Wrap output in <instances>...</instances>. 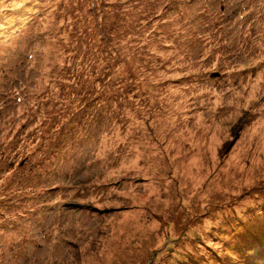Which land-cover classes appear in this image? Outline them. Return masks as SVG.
<instances>
[{
	"label": "rangeland",
	"instance_id": "1",
	"mask_svg": "<svg viewBox=\"0 0 264 264\" xmlns=\"http://www.w3.org/2000/svg\"><path fill=\"white\" fill-rule=\"evenodd\" d=\"M132 1L0 0V264H264V0ZM102 23L138 98L93 74Z\"/></svg>",
	"mask_w": 264,
	"mask_h": 264
},
{
	"label": "trees",
	"instance_id": "2",
	"mask_svg": "<svg viewBox=\"0 0 264 264\" xmlns=\"http://www.w3.org/2000/svg\"><path fill=\"white\" fill-rule=\"evenodd\" d=\"M122 1H126V0H122ZM141 0H133L132 2L136 5L135 7H133L134 9H138L137 6L139 7V5H141ZM207 2H209V0H204ZM217 1V0H215ZM220 3L219 4V10L221 9V7L224 6V0H219ZM164 2V6L165 8H171L173 9L172 6L176 5V2H172V5L169 6L167 4V2L165 0H163ZM184 3V2H183ZM195 3H199V2H195ZM153 6V2L151 1L150 3ZM149 4V7H152ZM186 4V2H185ZM209 7H204V8H208L205 12V14L203 16H200V22H201V28L202 29H206V27H208V25L210 24L209 22H207V20L209 18L212 17L213 14V10L211 8H213V6H215V4H209ZM179 11V15L180 18L178 20V23H184L185 26L187 27V29H190L193 26V21H189L190 20V13L188 14H183V12L181 13L180 10ZM107 21L106 25H109L110 27L112 26V22L109 21V19H104V21ZM153 20V19H151ZM149 20V21H151ZM187 21V22H186ZM219 23L218 21L215 22V24ZM105 25V26H106ZM210 26V25H209ZM217 26H221V24H218ZM120 27V26H118ZM223 28V27H222ZM100 31H102L106 37L108 38V40L110 41H114V45L110 50H106L103 49L101 51H97L99 54H101V58L99 56H97L98 54L95 52V47L99 46L98 44V39L96 38L94 40V43L91 47L90 50L93 51V54H95L96 56V61L98 63V65L100 66L98 73L93 69V74L97 75V79L98 81L101 80V85H108V84H113V86H115L116 89V93H118L117 95V99L118 101H120V99H125L126 96L129 93H133L132 96L133 97H139L140 95L135 94L134 92H131L133 89L137 90L138 87H135V84L138 85L140 78H142V80H145L147 77H144L146 73H148L149 70V58L145 55L147 53L146 50H140L137 46H133V43L135 44V41H131L129 43H124L122 45V43L124 41L128 42L126 39H124L121 36V33L116 32L115 35H113L112 32L108 33V31L104 28L103 23L102 26L100 28ZM103 34V35H104ZM126 34H131V32H128ZM100 42L105 43L104 40L100 37ZM142 42V41H141ZM141 42H138V44H140ZM128 44H131V46H128ZM102 47H100L99 49H101ZM137 56L139 57V59H136ZM140 59L142 60V63L140 62ZM144 77V78H143ZM132 85V86H131ZM122 96V97H121ZM118 105V104H117ZM117 122V121H116ZM41 138H44L45 136L42 134L40 136ZM10 144V143H9ZM8 145H6L7 147ZM41 153H46L45 158L41 159V156L35 160V162L33 161V163L30 164L29 166V171L31 172V185L33 186H37L38 182V178L40 175L45 174V176L49 177V174L46 172L47 168L50 166L49 163L53 161L58 163L59 161H56V158H59L57 154H55V151L52 150L50 151L48 149V147L45 145H41ZM2 156H5V160L8 166H12L13 162L11 160V155L7 154L4 155L2 154ZM25 162L23 161L21 164L23 165ZM24 182V181H23ZM38 182V183H37ZM41 184H45V182H42ZM26 185V183L24 182V186ZM259 187L264 188V182L261 184H259ZM26 187H24L23 189H25ZM28 198H33V197H29V195L27 194ZM35 198V197H34ZM2 204H4V202L2 201ZM0 218H2L3 220L6 219V215H4V213H0ZM2 227V226H1ZM24 228V227H23ZM2 229V228H1ZM20 230V229H19ZM4 232H6L4 230ZM0 242H2V240L0 239ZM32 243V240L29 242ZM28 243V244H29Z\"/></svg>",
	"mask_w": 264,
	"mask_h": 264
}]
</instances>
